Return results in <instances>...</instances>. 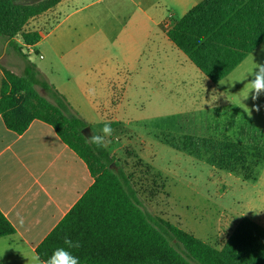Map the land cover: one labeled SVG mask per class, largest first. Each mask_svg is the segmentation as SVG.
<instances>
[{"label": "trees", "instance_id": "16d2710c", "mask_svg": "<svg viewBox=\"0 0 264 264\" xmlns=\"http://www.w3.org/2000/svg\"><path fill=\"white\" fill-rule=\"evenodd\" d=\"M61 1L17 5L19 0H0V38L25 59L21 75L0 67V116L5 128L22 135L33 121L51 126L94 180L35 252L46 259L69 237L80 242V248L72 249L80 264H264L262 227L241 219L218 250L150 214L111 152L88 143L83 132L88 125L71 113L64 98L14 42L21 36L25 46L39 43L40 35L24 32L25 26ZM167 38L202 75L218 84L264 42V0H203L167 32ZM36 87L46 91L53 103L41 97ZM185 145L196 158L205 151L212 165L233 173L264 161L248 162L243 155L253 149L230 142L186 137ZM257 146L262 153L264 144ZM13 234L14 228L0 212V238Z\"/></svg>", "mask_w": 264, "mask_h": 264}, {"label": "rangeland", "instance_id": "374dc122", "mask_svg": "<svg viewBox=\"0 0 264 264\" xmlns=\"http://www.w3.org/2000/svg\"><path fill=\"white\" fill-rule=\"evenodd\" d=\"M107 5L105 0L96 8L73 13L65 21L59 19L58 33L65 36L64 33L79 22L81 32L85 34L79 33L76 40L82 41L98 28L95 23L90 25L89 13H98L103 22ZM23 31L39 32L40 17L31 19ZM14 42L27 61L37 69L45 70L39 47L30 52L21 36H16ZM186 61L188 65L178 67V74H149L148 77L143 75L144 82H128L124 97L112 99L114 107L119 104V110L117 122L111 123L114 129L113 136L108 138L111 142L105 147L131 178L150 214L220 248L237 219L246 215L252 205L264 203V161L257 166L249 164V169L243 172L220 170L210 163L209 153L203 151L198 159L188 151L185 138L244 145L253 149L243 155L248 162L264 158V150L262 153L257 151V145L264 144V95L254 100L248 87L255 65L264 64V52L250 56L220 84L209 82ZM0 67L16 75H21L25 67V59L2 38ZM182 67L184 76L179 71ZM48 77L54 82L59 77L66 78L63 74ZM65 81L62 83L66 84ZM68 86L64 85L65 88ZM36 91L53 103L42 88L36 87ZM73 94L75 99H71L74 101L70 106L79 118L90 123L84 129L86 138L100 134L104 124L99 123L97 115L84 105L85 111L78 110L77 103L83 99L75 92Z\"/></svg>", "mask_w": 264, "mask_h": 264}, {"label": "crops", "instance_id": "0c3cea01", "mask_svg": "<svg viewBox=\"0 0 264 264\" xmlns=\"http://www.w3.org/2000/svg\"><path fill=\"white\" fill-rule=\"evenodd\" d=\"M103 1L62 0L39 16L37 33L41 40L26 48L30 52L40 48L39 57L45 70H37L65 99L70 110L75 92L83 99L77 103L78 110L85 111L84 105L97 115L99 123L114 124L119 104L114 107L112 99L124 97L129 81L144 82V76L149 74L175 75L178 67L188 65V58L168 40L167 32L203 0H107L105 21H101L98 13H89L90 25H98L96 32L77 41L82 32L79 22H75L65 36L58 33L59 19L65 21L73 13L91 10ZM262 52L264 42L240 65ZM179 71L184 76L183 67ZM52 74L57 77L63 74L66 78L59 77L54 82L48 77ZM1 79L0 70V85ZM67 84L70 87L65 88ZM79 119L90 126L83 118ZM93 182L84 162L51 126L33 121L22 135H16L5 128L0 116V212L15 230V234L0 238V264H31L36 248ZM243 218L264 229V203L252 205L246 215L239 217L216 249L222 248ZM224 225L220 228H225Z\"/></svg>", "mask_w": 264, "mask_h": 264}, {"label": "clouds", "instance_id": "9594fccd", "mask_svg": "<svg viewBox=\"0 0 264 264\" xmlns=\"http://www.w3.org/2000/svg\"><path fill=\"white\" fill-rule=\"evenodd\" d=\"M248 87L254 100L264 95V64L255 65L251 73V79L248 80ZM113 133L114 129L111 124L105 123L100 129V134L89 135L87 140L92 145L104 147L111 142L108 138L112 137ZM80 246L78 240L74 241L69 237H65L63 246L57 247L46 259H42L38 253H34L31 257V264H80V258L72 252V249H78Z\"/></svg>", "mask_w": 264, "mask_h": 264}, {"label": "water", "instance_id": "95a60500", "mask_svg": "<svg viewBox=\"0 0 264 264\" xmlns=\"http://www.w3.org/2000/svg\"><path fill=\"white\" fill-rule=\"evenodd\" d=\"M24 4H30V3H24V2H18L17 5H24ZM84 132V131H83Z\"/></svg>", "mask_w": 264, "mask_h": 264}]
</instances>
